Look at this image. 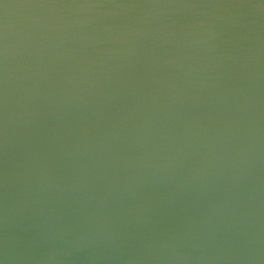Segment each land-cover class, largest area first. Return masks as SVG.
I'll return each mask as SVG.
<instances>
[{"label":"water","instance_id":"1","mask_svg":"<svg viewBox=\"0 0 264 264\" xmlns=\"http://www.w3.org/2000/svg\"><path fill=\"white\" fill-rule=\"evenodd\" d=\"M0 264H264V0H0Z\"/></svg>","mask_w":264,"mask_h":264}]
</instances>
